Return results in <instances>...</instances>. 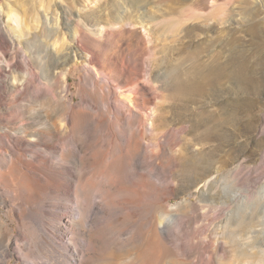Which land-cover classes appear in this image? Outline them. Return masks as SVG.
Segmentation results:
<instances>
[{
    "label": "rangeland",
    "instance_id": "obj_1",
    "mask_svg": "<svg viewBox=\"0 0 264 264\" xmlns=\"http://www.w3.org/2000/svg\"><path fill=\"white\" fill-rule=\"evenodd\" d=\"M196 4L201 7L204 2ZM181 8L178 0H0V52L5 50L6 55L12 53L11 48L7 50L5 45L11 37L24 45L25 40L32 36L46 42V47L38 49L34 55L38 66L43 68L40 75L44 87H49L54 96L50 101L46 100L48 96L44 93L35 98L20 97L16 103L19 118L9 123L6 106L9 95L5 87L11 75L4 59L0 58V67L4 68L0 82V135L8 130L13 132L14 128L20 134L39 135L38 145L43 150L48 141L56 140L52 131L55 123L66 128L63 140L59 144L54 143L47 151L24 146L28 149L24 152L20 148L28 159L39 156L36 165L41 163V166L36 171V182L48 185L42 201L32 208L24 206L27 209L24 223L33 227L39 222L46 234L52 237L57 232L50 227L53 226V217L49 213L65 216V219L75 213V200L69 197L68 188L74 177L82 181L92 174L91 153L96 149H110L112 152L109 154L116 153L117 148L113 146L122 147V137L130 128L137 127L139 116L136 113L129 121L119 119L120 101L130 100L126 97L131 89L128 82L132 78L144 84L149 92L145 97H139V101L145 98L153 104L146 126L158 127L157 140L154 143L145 141L131 165H122L126 175L116 188L108 190L109 197L105 195V190L89 192L93 215L84 228L93 238L99 236L98 232L100 236L89 243L84 264H237L240 259H237V243L249 252L252 241L264 240L263 215L247 228H234L240 234L235 241L224 239L223 233L228 232L225 225L237 224L231 217L250 211L241 200L246 194L226 191L222 189L223 184L220 193L216 194L210 187L214 177L199 181L197 172L183 173L182 163L187 162L190 156L207 154L213 165L224 166L223 171L236 165L242 166L239 188L247 186L248 177H256L252 191L259 193L264 188V96H255L250 92L243 94L233 82L225 84L229 88L227 98L231 102V107H227L231 115L226 131H223L224 119L218 109L213 123H209L208 115L200 114L201 102L209 99L204 94L207 85L204 84L201 90H183L175 84L194 77V73L187 68L192 63L187 57L196 43L207 41L200 32L192 41H185L183 36H172V33L162 35L160 30V21L178 18ZM10 9L17 12L22 20L24 32L21 37H18L17 23L6 17ZM26 10L27 18L23 16ZM78 13L91 22H100L106 30L111 29L107 25L109 21L129 18L135 24L134 28L147 36V46L151 49L142 62L132 63L133 56L137 59V37L122 34L120 38H115L112 45L105 44L103 39L105 45L102 43L101 52L109 55L111 64L105 66L108 74L100 77L102 88L96 89L98 94L91 77L94 70L87 64L91 54L77 43V28L73 21ZM245 23H240L244 29L249 25L248 21ZM199 25L213 34L207 42L209 45L219 49L225 44L227 37L221 35V31L227 23L203 19ZM90 29L94 36L97 28ZM112 29H118V25ZM44 31L52 33L51 37L46 39ZM235 38L249 40L246 32L231 39ZM63 44L69 48L70 61L49 76L44 67L48 60L46 54L49 50H60ZM75 59L83 61L84 69L77 68L71 72L68 79L70 88H63L62 75L58 72L68 69ZM24 61L20 55L18 62ZM153 78L159 79V85L152 82V86L157 88L154 91L148 89L150 83L147 82V79L153 81ZM246 98L254 99V102L245 103ZM140 113L145 117V112ZM78 115L83 118V123L70 139L66 137L71 131L69 121ZM10 143L12 145V140ZM60 147L65 155L67 150L74 149L64 161ZM12 151L16 152L0 141V218L13 229L9 256L4 261L0 259V264H45L49 255H40L37 239L26 241L22 238L19 244L23 243V249L14 246L20 231L16 212L23 201L21 193L17 189L12 191L6 181ZM178 155L181 160L173 161ZM123 164L126 162L123 161ZM13 180L15 186L16 179ZM135 196L143 202L140 207L131 203ZM205 203H220V206H206ZM77 228L72 233L65 231L64 244H69L71 238H79ZM51 230H54L53 233ZM39 234L41 232L37 231ZM260 249L264 250V246ZM68 257L72 262L78 260L77 257Z\"/></svg>",
    "mask_w": 264,
    "mask_h": 264
},
{
    "label": "bare ground",
    "instance_id": "obj_2",
    "mask_svg": "<svg viewBox=\"0 0 264 264\" xmlns=\"http://www.w3.org/2000/svg\"><path fill=\"white\" fill-rule=\"evenodd\" d=\"M198 1H203L204 4L198 7L196 4ZM178 4L182 6L180 10L181 15L178 17L175 14L178 18L160 21L159 24L162 35L172 33V36L180 35V37L183 36L185 41H192L194 37H197L196 33L200 32V34L204 36L203 38L208 42L211 37H213V34L210 33V30H204L199 25L200 20L213 19L215 21H221L222 24L227 23L221 31V35L227 37L225 44L217 49L211 44L210 46L207 42L196 43L187 57L192 61L187 68L191 73H194V77L189 80L178 81L175 84L176 87L183 90H201L204 84H206L208 88L206 87L204 94H207L209 99L206 102H201L199 112L201 115H208L209 123H213L216 120L217 116L215 112L218 109L220 111V116L224 119L223 131H226L225 129L230 125L229 118L231 112L228 108L231 107V102L227 98V94L230 93V91L225 84L233 82L235 88L242 91L243 94L250 92L255 96H264V0H178ZM23 16L27 18L28 10L25 11ZM6 17L17 23V28H19L18 37H21L24 32V26L19 14L10 9L6 13ZM246 21L249 22V25L244 29L240 23H245ZM73 23L77 28V43H80L81 49L91 54V58L88 60L87 64L94 70L91 77L97 94L99 92L96 89L102 88L100 77L108 74V70L105 69V66L111 64L109 62V55L101 52L103 45L106 43L108 45L114 44L115 38H120L122 34H128L130 38L137 37V43L135 40L136 52H138L137 59L133 56L132 63L136 61L142 62L148 50H151L147 46L149 42L145 38L147 36L144 37L139 30L135 29V24H133L132 20L129 18H124L122 20L115 18L109 21L107 25H109L111 29L108 30L102 27L100 22H91L80 13L77 14L76 20L73 21ZM114 25H118V29H112ZM91 27L97 28L94 31V36L91 32ZM25 28L27 29L28 27ZM46 31L43 33L44 37L47 39L51 37L52 33ZM243 32H246L249 36V40H240V38L231 39L233 36ZM59 37L60 33L57 35V38ZM0 38L2 37L0 36ZM103 39L105 44L102 42ZM25 42L24 45L20 40L11 37L10 42L5 41V45L7 50L11 48L10 51L12 53L6 55L5 50H1L0 52V58L4 59L5 65L9 67V75H11L8 85L5 87L9 95L6 104L9 123L19 118L16 103L20 97L35 98L40 93H44L48 96L46 98L47 101H50L54 97L51 95L50 88L44 87V80L40 75L43 68L38 66V62L34 55L38 49L46 47V42H40L37 36H32L30 39L25 40ZM66 47L67 46L63 44L60 50H49L47 52L46 56L48 60L45 62L44 67L49 76L61 65H67L69 63V48ZM205 53L206 55H204ZM20 55L23 56L25 60L24 63L18 62ZM78 59H81V57ZM111 62L113 63L114 60H111ZM77 68L84 69L83 61L78 62L77 59H75L74 64L69 65L68 69L58 72L60 73L59 75H62L61 83L63 88H70L68 83L69 76L71 75L70 73L75 72ZM1 72H4V68L2 67H0V82L3 77ZM147 82L150 83L148 89H152L153 91L157 88L152 86V82L159 85L158 78H153V81L147 79ZM128 83L131 89L128 91L129 96L126 98L130 100H128V102L125 101L126 99L120 101L122 109L119 111V119L122 121H129L132 115L136 113L139 116L137 127L135 129L130 128L127 135L122 137V147L113 146V148H117L116 153L109 154L112 152L110 149H96L91 153L92 174L82 181L78 177H74L72 185L68 188L69 197H73L75 200V213L68 216L66 219L65 216L59 217L56 214L49 213V215L53 217L51 221L53 222V226L50 227L57 232L53 234L52 237L46 234L39 222L34 223L33 227L24 223L27 210L24 206L29 205V208H32L33 205L42 201V196L45 195L48 187L47 184L39 185L36 182V171L41 166V163L36 165L39 156H37V158L28 159L24 152L26 150L28 151V147L37 149L38 151H47L54 143L59 144L63 140V134L66 128H63L61 124L55 123L52 131L55 134L56 140L48 141L43 146V150H41L38 145L40 141L39 135L20 134L15 128L13 132L8 130L0 135L1 143L16 151H12L11 159L9 158L8 166L10 167L6 175V181L12 191L17 189L19 193H21L20 198L23 201L16 212L20 231L19 236L14 241L15 248L23 249V243H21V245L19 244V242H22V238H25L26 241L37 239L36 244L40 251V255H49V260H47L45 264H84V260L88 255L86 250L88 251L89 249V243L91 244L93 240H97L100 236L98 232L97 234H99V236L93 238L84 228V224L91 221L89 219L93 215V207L91 206L89 192L93 190L102 192V190H105V195L109 197V195H107L108 190L111 191L116 188L126 175L122 165H124V167H129L134 158L141 152L144 147V142L149 141L154 143L157 140L159 132L157 126L150 125V128L146 126V118L151 117V107L153 105L147 102L148 100H145V98H143V101L140 100L141 103L139 101V97H145L146 94L149 93L145 88L146 86L135 78H132ZM222 83H224V85ZM46 85L48 86V84ZM1 90L0 88V92ZM1 97L2 95H0V98ZM248 101L254 102V99L247 100L246 98L244 102L247 103ZM141 111L145 112V117L141 115ZM82 123L83 118L79 117V115L71 118L69 121L71 131L66 137L69 136L70 139L74 137L76 135L75 133L82 126ZM21 127H24V125ZM155 130L158 131L155 132ZM207 134H209L208 130ZM224 136L225 135H223V139ZM225 139L227 138L225 137ZM11 140L13 146L10 143ZM161 145L162 144H160V146ZM24 146H27V148H24ZM21 147L24 152H21ZM59 150L62 154V161H64L70 151L74 149L70 151L67 150L68 153L66 155L63 153V148L60 147ZM176 159L180 161V155L176 158L174 157L173 161ZM123 161H125L126 164H123ZM181 167L183 168V173L193 174L197 172L200 179L199 181L214 177L211 180L210 187L216 194L220 193L221 184H223L222 189L226 191H233L234 193L241 191L246 194L244 199L241 200H243L250 211L245 214L239 213V216L234 218L231 217L237 224L225 225V228H228V232L223 233L224 239L235 241L240 234L235 231L234 228H238V230L247 228L258 216H264V209L261 210L264 204V188L262 192L259 191V193L252 191L257 182L256 177H248L247 186L239 188V184L242 183L240 180V174L243 169L241 165L226 168V171H223V165H213L210 157L207 154H203L201 156H190L189 160L182 163ZM23 169L25 171H23ZM212 174H216V176ZM13 178L16 179L15 186L13 184ZM136 197L137 196L133 197L131 203L140 207L143 205V202L139 197ZM109 202L111 203L110 199ZM206 206H220V203L206 204ZM76 226L78 227L77 235H79V238H71L69 239V244H64V239L67 235L65 231L72 233ZM54 230H51V232L53 233ZM37 231H40L41 234L37 235ZM47 232L49 233V231ZM12 233L13 229L9 228L0 218V259L2 261L9 256V243ZM237 244V259L242 258L238 260L237 264H264V250L260 249L264 246V240L258 241L256 239L252 241L249 245V252L245 251L246 248L243 247V245ZM69 255L77 257L78 260L75 262L70 261ZM32 263L40 264L38 262Z\"/></svg>",
    "mask_w": 264,
    "mask_h": 264
}]
</instances>
